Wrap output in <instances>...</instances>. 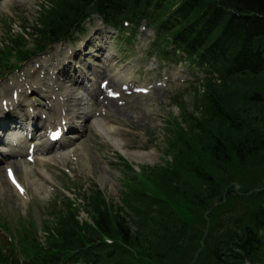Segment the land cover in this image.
<instances>
[{
  "label": "rangeland",
  "instance_id": "1",
  "mask_svg": "<svg viewBox=\"0 0 264 264\" xmlns=\"http://www.w3.org/2000/svg\"><path fill=\"white\" fill-rule=\"evenodd\" d=\"M41 1L43 0H10L0 5V50H7L6 47L11 43L12 37L22 30L21 26L36 21L38 4ZM8 32L13 33L8 37ZM103 32L107 34L114 31L105 28ZM140 34L136 44V55L124 64H117V69L123 66L120 70L122 75L136 69V59L143 57L148 38L150 40V36H153L149 28H143ZM24 38L28 43V34ZM70 49L72 52L70 44H57L46 56L39 57L41 59H31L24 64L22 69L27 68L25 75L15 74L10 79H4L3 82L8 84L9 80H13L14 87L25 86L23 82L26 76L29 86L43 92L48 98L51 95L50 92H44L41 87L48 85L46 83L48 76L55 72L52 68L56 65L57 59L63 58ZM149 62L151 66L158 64L154 58ZM47 70L52 73H48ZM183 72L182 68L178 70L176 77L188 79ZM112 74L114 73L109 72V77H112ZM188 83L175 79L169 87L171 94L169 90L166 93L164 89L160 92L161 97L156 96L152 98L153 100L151 97L144 101L138 97L129 98L128 103L121 106V109L115 112L116 114H110V117H97V121L99 125L110 118L115 121L114 125L120 127L117 136L120 137L121 147L125 151L152 153L150 158L138 163L124 157L132 163L134 168L133 171H129L130 176H135L137 179L141 177V171L162 160L166 141H174L177 146H185L184 154L174 161V167L181 175L180 183H175L173 187L168 188V191L167 185L157 189L166 190L167 195L159 191L161 196L166 197L170 202L178 201L175 205L171 202L175 210L189 206L199 212V221L184 222L166 205L167 201L152 198L146 193L132 189V192H129L127 186L123 184V177L126 175L123 164L125 161L118 158V155H124L94 125L84 136L82 147L89 150L90 160L79 161L77 164L72 163L70 157L64 158V161L70 162L68 177L63 171L66 167L63 166L62 170L58 172L48 170L47 174L40 168L38 171L40 175L30 180L29 184L26 183L28 190L30 187L31 195H34L31 201L28 199L22 203L19 196L9 189L5 190L6 184L2 183L0 215L8 219V230H11L16 235V239H19L21 234L26 233L24 226L33 222L38 227L39 240L42 237V226L45 220L51 219L52 204L58 201L55 200L58 194V199L63 195L73 198L74 195L68 190V186L82 185L84 190L97 187L105 192L106 197L117 210L123 209L125 214L132 215V218L136 220L134 224L129 223L138 238L132 247L139 254L130 248L123 251L120 258L109 264H159L162 259L166 260V264L167 262L189 264L198 253L200 255L198 264H210L211 251L215 242L225 240L233 233V229H229L228 226H231L237 218L249 219L259 212L261 207H264V147L256 153L247 154L241 150L240 154H236L231 151L230 146L229 159L227 162H222V160H216V156L210 152L211 156H207L205 150L208 147L206 148L204 144L207 140L213 141L217 131L223 138H230V143L238 145L243 144L240 141L250 140L251 137L261 141L264 138V105L245 101V94L249 95V92L241 98H231L225 107L226 123L220 118L212 120L215 121L210 123L213 129L208 131L209 134L205 138L202 136L204 139L200 141L191 136L190 117L187 119L184 117L183 105L186 110H195L193 119L198 118L201 110L195 107L199 103L200 106H204L202 93L199 89L195 90V86L192 89L191 84ZM201 84L197 86L200 87ZM2 85L4 84L1 82L0 86ZM195 93L199 96H194ZM173 95L177 97L170 99ZM229 118L230 121L227 124ZM170 121L177 126L174 133L170 131ZM189 143L192 147L188 146ZM227 154L224 156H228ZM195 160L197 162H194ZM84 162L89 165L85 166ZM196 164L204 176H211L210 180L194 174ZM155 171L152 168L151 175H154ZM40 184H43V187ZM186 184L188 186L185 187ZM80 216L85 220L90 219V216L84 212H80ZM210 216L211 219H209ZM3 220V217H0L1 224ZM2 233L1 231L0 237Z\"/></svg>",
  "mask_w": 264,
  "mask_h": 264
},
{
  "label": "trees",
  "instance_id": "2",
  "mask_svg": "<svg viewBox=\"0 0 264 264\" xmlns=\"http://www.w3.org/2000/svg\"><path fill=\"white\" fill-rule=\"evenodd\" d=\"M48 1L38 12L37 23L33 28L29 26L39 38L36 40V51H45L49 44L67 36L78 15L91 4L89 8L92 11L102 13L105 21L114 26L122 28L124 20L138 26L146 20L156 33L152 43L154 49L164 54L166 47L174 44L188 55L191 63L197 62L206 72H217L221 80H209L205 85L204 96L201 97L204 106L196 105L201 115L196 119H193L192 114L189 116L192 137L203 140L209 134L208 131L213 129L210 123L215 121L212 120L220 118L226 123L225 107L233 97L241 98L249 92V95L245 94V101L264 105V85L256 87L242 82L252 80L253 75L264 76V54L257 51L256 45V42L260 43L259 38H264V0ZM223 6L235 9L243 17L232 15L229 18L234 23L230 25V21L225 19ZM228 32L234 33V36ZM26 33H29L27 28L22 34L12 37L7 50H0L6 51L0 53V63L11 64L12 53L15 52L21 53V59L32 54L23 50L27 44L24 38ZM171 56L178 57L175 53ZM252 82L256 85L255 81ZM229 121L230 118L227 124ZM230 140L223 138L217 131L213 141L207 140L204 144L208 147L205 154L211 156L210 152L216 156V160L227 162L230 146L236 154H240L241 150L252 154L264 147V138L261 141L254 137L244 139L240 141L242 145L230 143ZM188 146L192 147V144ZM226 154L228 156H224ZM197 165L194 174L210 180L211 176H204L203 172L202 175ZM180 177L173 163L156 175L143 176L141 183H135L133 187L149 194L167 185L168 191L175 183H180ZM126 186L132 187V183ZM161 191L164 193L166 190ZM83 198L84 207L74 206L66 200L63 207L54 212L53 220L44 222L42 239L38 240V230L31 224L25 227V236L21 235L19 242L7 239L4 244L0 243V264H66L77 262V259L89 264H109L115 257L120 258L123 251L130 248L134 250L132 244L138 238L126 220L122 212L124 210L114 209L99 189ZM166 201V205L182 221H199V212L192 207L184 206L175 210L173 205L178 201L171 200L173 205L169 200ZM81 208L90 216V221L80 218ZM228 228L233 229V233L225 240L215 242L210 264H264V207L249 219H235ZM19 247H22V252ZM159 264H166V260L162 259Z\"/></svg>",
  "mask_w": 264,
  "mask_h": 264
},
{
  "label": "bare ground",
  "instance_id": "3",
  "mask_svg": "<svg viewBox=\"0 0 264 264\" xmlns=\"http://www.w3.org/2000/svg\"><path fill=\"white\" fill-rule=\"evenodd\" d=\"M56 84H57L56 85L57 87L59 86V92H57V90L55 89L56 87H53L50 91L52 94H57L58 96L60 95L63 97V100H60V102L57 104V105L61 106L62 111L66 112L67 110H69L73 114H76L77 110L84 109V106L80 104L81 103L80 95L78 93H76L75 91H73L75 89L73 88L72 85L66 86L60 82H58V83L56 82ZM109 104L113 108H115V106H116V104L114 102H111ZM27 110H28V112L30 111V106H28V105H27ZM25 115H28V113H26ZM29 117H32V116H29ZM49 123H51V122H49ZM30 124H32V122H30ZM31 126H33V128L35 127L34 125H31ZM38 126L39 125L36 122V128H38ZM100 131L103 132L105 136H108L112 141H114V145L117 148L121 149L127 158L130 157L132 160L136 159L138 161H140V160L145 161L146 159L150 158V156L152 154V153H147V152H142V151H140V152H129V151L127 152V151H125L124 148L121 147L122 141L119 140L120 138L118 136H115V133L117 131H119V128L117 126H115L114 124H111V123L105 124V126L100 128ZM41 142L44 143L42 140H36L37 148L40 150L39 152L48 151L47 149L50 148L51 142H46V144L43 146L41 145ZM55 144L57 146L61 147L62 145L66 144V141L55 142ZM0 158H4V156H1ZM31 164L32 163H30V162H24V165H27V167L24 165H21V167H24L26 173H29ZM85 166H88V164L85 163ZM30 180H32V179H30Z\"/></svg>",
  "mask_w": 264,
  "mask_h": 264
}]
</instances>
